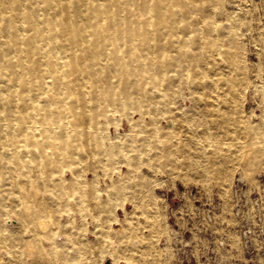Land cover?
<instances>
[{"label": "bare ground", "instance_id": "bare-ground-1", "mask_svg": "<svg viewBox=\"0 0 264 264\" xmlns=\"http://www.w3.org/2000/svg\"><path fill=\"white\" fill-rule=\"evenodd\" d=\"M217 3L0 0V264H135L161 229L138 234L133 212L111 207L149 205L156 171L143 165L205 157L222 185L236 165L261 168L264 132L234 124L216 92L243 68ZM126 230L136 244L120 259Z\"/></svg>", "mask_w": 264, "mask_h": 264}, {"label": "rangeland", "instance_id": "rangeland-1", "mask_svg": "<svg viewBox=\"0 0 264 264\" xmlns=\"http://www.w3.org/2000/svg\"><path fill=\"white\" fill-rule=\"evenodd\" d=\"M230 15L236 19L243 68L237 72L241 83L234 88L218 81L216 92L226 102L220 107L233 116L234 124L249 119L264 132V0H218L213 22L229 25ZM220 66L217 72L227 76L228 64L221 60ZM231 139L224 142L229 144ZM203 143L207 145L206 139ZM205 160L197 159L191 165L165 164L154 171L143 165L142 170L151 176L156 171L152 176L154 197H147L149 205L133 214L128 195L117 198L116 208L112 205L116 212L111 213L121 217L125 208L133 212L127 226H135L138 234L150 235L153 223L161 229L152 236L153 245L147 240L140 244L142 252L135 264H264V156L261 168L251 175L242 166L233 167L226 185L206 170ZM122 236L127 247L116 256L125 259L136 238L129 230ZM111 263L110 257L104 260V264Z\"/></svg>", "mask_w": 264, "mask_h": 264}]
</instances>
